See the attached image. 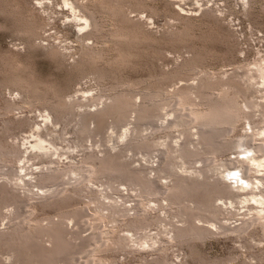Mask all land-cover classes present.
<instances>
[{
    "label": "rangeland",
    "instance_id": "obj_1",
    "mask_svg": "<svg viewBox=\"0 0 264 264\" xmlns=\"http://www.w3.org/2000/svg\"><path fill=\"white\" fill-rule=\"evenodd\" d=\"M79 1L86 2L87 0ZM128 1L131 3L126 2L127 9L126 7L125 9L130 18L127 17L124 21H120L123 20L121 17L117 22L118 28L122 29L121 31L128 37L121 38L122 41L120 40L117 44L109 43L111 41L106 42L102 58L96 61L97 64H93L83 62V50L85 49L82 45H93L94 40L82 38V32L73 22L74 12L67 5L66 0H0V137L2 138L0 139L6 142L8 140V143L13 144L12 147L18 153L11 162H1L6 164L4 170L12 166L16 169L18 176L16 175L17 177L15 176L12 181L16 187L23 186L22 177L26 180L31 179L35 183L39 170H44L47 165L55 166L58 162L57 165L63 167L66 163L68 165L71 162L80 161L85 152L103 157L102 152L105 148L116 153L121 162L143 169V175L157 179L160 183H170L172 178L180 181L183 178L197 177L199 173L193 172L192 168L187 170L186 166L211 169L208 172L210 175L213 174L212 181L221 180V175L215 173L218 170L219 172L223 170L222 172L238 179L239 177L234 175L235 172L241 175L246 173L244 166L249 162L244 159L246 154L253 155L254 149L257 148L255 145L264 146L261 139L264 136H262L264 110L261 106V103H264V78L259 72V69L264 67V0H250V3H247V0ZM175 11L177 13L174 14ZM180 14L188 15L190 19ZM186 19L190 20L189 25L186 24L188 23L185 22ZM180 31L182 33H179ZM194 48L202 51L206 49V52L211 51L207 67L198 66L197 71L206 69L217 73L223 71V76L226 78L228 75H234L245 90L248 102L250 103L251 100L252 103V107L247 108L243 97L241 98L238 94L241 105L251 111V116L239 118L240 120L238 119L232 127L228 124L225 127L222 125L225 129L221 132L228 133L226 139L229 142L224 152H211L212 148L209 145L213 142L198 144V136L195 134L197 125L194 127L193 123L187 126L191 129L190 131L188 129V135L185 132V134L182 133L181 128L170 127L171 130L168 128L172 132L169 133L171 138L167 136V130H157L153 127L155 124L166 126L167 120L174 118L173 110L179 108L174 98L175 89L187 84L197 85V78L201 73L190 69L182 70L181 73L177 71L187 59L193 56ZM101 72L105 73L102 78L99 77ZM165 72L170 73L167 76L175 74L171 76L172 78L167 79L166 76L167 80H163ZM118 90L131 91L132 99L138 103L143 100L145 92L153 93L155 94L154 99L161 104L159 113L154 111L156 114L152 118L139 121L143 134L150 138L151 146L132 148L127 145V137L120 136L137 122L136 114L132 112L128 114L127 119L119 121L121 122H118L119 124L112 123L113 118L109 117L104 127L97 129L98 131L95 129V132L92 130L93 132L90 131L89 134L80 131L84 116L89 111L103 108V103L110 100H107L108 95ZM27 91L31 92L30 95L34 93L37 97V100L33 101L35 104L24 103ZM46 94L50 96L47 97ZM61 95L70 101L78 100L79 104H76L71 111L64 113L62 118L56 119L53 124L49 119L51 117H48L52 108H49L51 106L45 99H54ZM98 95L102 98L98 100L99 104L96 106L94 105L96 101L92 100V97ZM7 102L19 104L17 105L19 109L15 108L16 110L12 113H6L4 107ZM89 124L90 128L95 127L91 120ZM36 131H39L42 141L43 138L46 141L43 143L49 146L46 152L35 151L31 146L34 144ZM245 133L254 138L253 141L250 140L251 143L254 142L250 148L246 144L249 136H242ZM221 134L216 132L215 139H220ZM190 138L195 143L190 146H193L192 148L200 154L193 156L191 163L180 168L175 163L182 166V158L176 157V153L173 154L175 159L172 158V155L170 156L167 152L165 142L172 140L171 142L177 146ZM263 154L264 150L261 152L259 150L255 156L260 158ZM53 159L55 163L52 162ZM169 165L172 167H168ZM61 173H55V175L59 174V177L58 175L57 178L52 177L56 178L54 180L51 178L46 180L48 182L44 181L43 185L48 187L43 189L49 190L50 193L53 190H64L67 187L65 192L58 196L63 198L62 203L60 201L57 206H38L36 210L31 208V205L26 206L20 203L18 207L21 214L17 218L27 221L37 215V218L63 219L68 223L66 226L70 232L67 238L69 244L57 264H154L152 262L160 254L157 250V243L153 247L146 243L138 244L136 235L148 233V238L156 235L159 237L169 232L172 223L179 226L184 225L179 218L171 215L170 210L167 213L166 208L164 211L163 208L156 207L157 212L154 210L152 212L159 213L162 222L151 221L154 224L147 223L149 227L145 225V230L142 228L141 231L138 230V234L132 235V230L128 229L124 218L117 214L116 216L108 215L107 208L101 209L103 214L106 213L104 218V215H99L96 198L108 204L117 203L122 206L124 204L127 208H131L141 199L136 186L133 189V185L128 180L131 185H128V182H124L126 183L124 185L122 182L124 179L121 180L122 184L121 182L116 183L118 179L113 182V185L117 187L109 188L105 182H101L107 176L105 178L99 176L91 179L93 183L86 181L89 184L87 186L85 185L87 179H83V182L76 183L74 185L76 187H72L71 184L63 183V180H67L68 177ZM249 173L252 174L250 184L242 182L240 188L230 187L229 180L224 178L223 187L229 186H225L226 189L223 190L227 191L223 193L225 198L220 199L217 196L215 200L217 205H223L222 200L228 201L230 198L235 200L236 203L230 205L231 210L221 218L231 227L238 226L227 232L207 235V237L193 239L186 243H170L172 245H169L167 252H164L167 264H264V218L252 222L248 204L242 202V200L252 201L255 197L260 198V194L264 193V183H262V188H256L254 178L259 174L256 169ZM5 179L1 178L0 182ZM246 184L249 187H246V192H244ZM32 186L35 192L45 193L36 185ZM94 190L96 194H93ZM146 196L142 198L144 202H149L152 206L157 205L152 196ZM22 210L31 213L28 212L30 214L28 215ZM6 211L10 213L7 209ZM135 211L133 208L130 211L128 209L131 215ZM63 212L68 215L60 217ZM247 214L251 216L250 221L244 223L241 220H249ZM0 220V231H6L7 221L15 219L11 220V216H3ZM43 221L46 220L43 219ZM199 223L212 226L211 223ZM131 235H135V239ZM112 238L120 246H113L115 241ZM42 239L44 244L51 245L47 237ZM107 245L109 246L104 247ZM0 247H2L0 264H14L9 248ZM107 248L111 251H107Z\"/></svg>",
    "mask_w": 264,
    "mask_h": 264
},
{
    "label": "bare ground",
    "instance_id": "obj_2",
    "mask_svg": "<svg viewBox=\"0 0 264 264\" xmlns=\"http://www.w3.org/2000/svg\"><path fill=\"white\" fill-rule=\"evenodd\" d=\"M181 1L182 0H180V2ZM126 2L129 4L131 3L128 0H87L86 2L79 1V0H66L67 5H69L71 7L70 9H72L74 12L73 22L77 26L79 31L82 32L83 34L82 38L84 39L92 38L94 40L93 45H88V46H84L85 44L82 45L84 47L83 49H85L83 50L84 52L83 53L84 55L82 58L83 62L97 64L96 61L99 60L100 57L102 58V55H103L102 51L105 52L104 49H105L106 42L108 43V41H111L109 43L114 42L115 44H117L120 42L121 38L124 39L125 37H128L127 34L122 32L121 31L122 29L120 30L117 26V22H119L118 19L122 17L123 20H120V21H124V19H127V17H129L126 11L127 9V7L125 6ZM138 2L140 3L141 1H138ZM250 2H251L250 0H247V3H250ZM142 6L144 5L142 4ZM175 13L177 12L175 11L174 14ZM183 17L190 19L188 15L183 16ZM185 22H188L186 23L188 25L190 24V20L189 21L187 20ZM31 30L35 31L33 29ZM182 31H180L179 33H182ZM205 50L202 51L199 48L198 49L194 48L192 51L193 56L187 59L185 63H183L184 65L182 67L180 68L178 67L179 70L177 71L180 73L182 72V70L184 71L185 69L187 70L190 69L191 71L193 70L197 71L198 66H202V67L204 66L203 68H206L207 63H208L207 61L209 60L208 58H211L209 56L210 55L209 52L211 51L206 52ZM197 72L201 73V75L197 78L198 79L197 85L187 84V85L181 86L178 89H175L174 98H176V103L179 106V108L173 110L175 113L174 118L168 119L166 126L155 124L153 125V127L156 128L157 130H167L166 131L167 136L169 135L171 138V135L169 133H172V132L169 131L168 128L170 127L181 128L183 129V130L180 129L182 133L185 132L188 135L189 128L187 126L188 125L190 126L193 123L195 125L194 127H196L197 125V132L196 133L194 132L198 136L197 143L199 144V143L213 142V144L211 143L212 145H209L212 148L211 152L213 153L214 151L222 152L226 148L227 144L229 143L228 140L226 139V134L228 133L221 132L223 129H225L223 128V126L225 127V125L228 124L232 127L234 123L236 124L239 118L244 117V116L245 117L251 116V111L246 110L241 105V102L238 99V94H240L241 98L243 97V100L245 101V105L247 108L249 107L251 108L252 103H251V100H250V103L248 102L249 100L245 96V90L240 85L239 81L235 79L236 77L234 75H228L227 76L228 78H226L223 76V73H222L223 71L221 73L220 72L217 73V72H211L208 69L200 70ZM259 72L261 76L264 78V67L263 66L259 69ZM104 74L102 72L99 73V77L101 78L104 77L105 76ZM169 74L165 72L163 74L164 78ZM173 75L171 74L172 77ZM171 76H167L166 78L168 79V77L170 78ZM166 78L165 79L162 78V79L167 80ZM215 90L216 91L218 90L219 92L218 93L214 92ZM28 92L29 91H27V93ZM30 93L25 95V99H24L25 104H29V105L31 103L35 104V102L33 101L37 100V97L35 96V94L32 93L30 95ZM168 94H170V92H168ZM131 95H132L131 91L129 92L126 90H118L115 93L108 95L107 100L109 99L110 100L109 102L105 101L103 103V108H97L95 111H89L84 116L80 131L82 133L84 132L85 134H87L86 132H88L89 134L90 131L91 133L93 132L92 130H94V132H95V129L100 130V128L104 125V123L107 122V119L109 117L113 118L112 119L113 122L111 121L112 123L117 124L119 121L127 119L126 117H129L128 114L129 113L131 114L132 112L136 114L137 122L134 124L133 127L128 128L123 133H121L120 136H123V137L126 136L127 143H128L127 145L132 146V148L133 147L141 148L145 146H151L150 138L149 136H146L143 134L141 122L139 121H141L140 119L152 118L156 114L154 111H157L159 113L161 104H158L157 103L158 101L154 99L155 94L153 93L145 92L144 98L140 103L132 99ZM46 96L49 97L50 95L48 96L46 94ZM100 98H102V96ZM100 98H99V95L94 96V98L92 97V100L96 101L94 105L97 106L99 104L98 100ZM45 100L50 104L51 107L49 108L50 109L52 108L50 114L48 115V117H51L49 119L51 120L52 123L55 122L56 119L62 118V115L68 112V110L71 111L72 108L76 106V104H79L78 100L70 101V100H67V98L62 95L54 99L46 98ZM17 105L19 104L7 102L6 106L4 107L6 110V113H12L13 110L14 111L16 110L15 108L19 109ZM261 106L264 110V103H261ZM89 120H91L95 124V127L93 129L89 127L90 126ZM38 129H40V127ZM190 130L191 129H189V131ZM216 132H220V134L222 133L221 138L218 140L215 139ZM257 133L260 134V132H257ZM263 135H264V130L262 131V136ZM242 136L247 137L249 136V134L245 133ZM1 139H0V179L1 178H6V179L0 182V219L3 218V216H6V217L11 216V220L12 219H15V220L7 221L6 224L8 225H6L5 227H8V229L6 231H0V246H6L7 248H9L13 256V258L12 256L11 258L13 259L14 264H57V262L61 260L60 258L63 252L68 247L69 243H68L67 238L70 232L67 229L66 225L68 223H66L65 220L63 219L57 220L54 218H47V219L43 218L46 220V221H43L42 218H37V215L34 218L29 219L27 221H23L22 219H17L19 214H21L20 208L18 207L20 203L25 204L26 206L31 205V208H35V210H36V207L38 206L49 207V205L57 206V204L60 201L62 203L63 198L58 197V196L62 192H65L64 190L67 187H65L64 190L63 189L53 190L50 193L48 192L49 190L45 191V189H43L44 187L47 186V185H43V182L48 179H51L54 176H56L57 178V175L59 177V174L55 175V173H58V172H62L61 173L62 175H67L68 177L67 180H65L64 177L62 176L64 179L63 183L71 184L72 187L76 185V183L79 184V182L80 183L83 182V179H87L85 180V185L87 186V184L91 181L92 178L94 179V177H99V176L100 177L104 176V178L105 176H107L106 179L105 180L103 179L104 181H101V182L103 183L105 182V184L109 188L117 187L113 185L114 184L113 182L114 181L116 182L118 179L119 180L116 183H120L121 180L124 179V181H122L123 184L124 182L129 181L133 185L132 186L133 189L136 186L135 188L138 190L139 192L138 195H140L141 199L138 200L137 203L134 204L131 208H127L126 206H124V204L123 206L118 205L117 203L108 204V203H105L104 201L103 202L100 201L99 198L98 199L96 198V200H98V204H97L98 207L97 206L96 207L98 209L97 212L99 213V215L101 216L104 215L103 216L104 218L106 213L103 214L101 209L107 208L109 211L108 215L116 216L117 214L119 215V217L124 218L126 221L125 224L128 226V229L132 230L131 231L132 235L138 234L139 233L138 230L140 229L142 230V228H144L145 230V225L149 227L150 225H147V223L149 224L151 221L155 222L158 220V222H155V223H159V221L162 222L161 221L162 218H160L159 213L152 212V210L155 211L157 209L156 207L161 208V209L163 208L164 211L167 209V213H168V210H170L169 212L171 213L172 216L179 218L180 222H184V225L182 226H179L176 223H172L171 224L172 228H170L169 232H166L165 235L163 236L161 235L158 237L156 235V236H152L148 238V233L147 234L139 233L138 235H136V242L138 244L142 245L146 243L148 246L153 247L154 244L157 243L156 244L157 250L160 251V254L162 253L163 254L162 255L159 254V257L156 258L152 262L154 264H167L168 263L167 258L164 256L165 254L164 252L165 251L167 252L168 246L169 245L171 246L172 244L170 243L172 242L177 243V244H181L183 242L186 243L193 239L197 240V238L201 239L202 237L204 238V236L207 237V235L210 236L211 234L227 232V230H232L234 227L238 226L236 225L234 227H231L230 225H227L226 223H224L223 219L221 218L222 216H225L228 211L231 210L230 205L232 203H236L235 200L233 198H230V200L228 201L222 200L223 205H217L215 202L217 196H219L220 199L225 198V195L223 196V193L227 192V191H223L224 189H226L225 186L227 187L236 186L240 188L242 182L248 184L251 181L250 176H252V174H250L249 172L252 173V171H255V169H256V172L259 174L258 176H256V178H254V182H256V188H262L261 187L262 183H264V154L263 156L260 155V158H257L255 156L257 152L259 153V150L260 152L264 150L262 149L264 146L255 145L257 148L256 150L254 149V154L253 155L246 154V156L244 157V159L249 160V162L247 161L248 164L247 165L245 164L246 167L244 166V171L246 168V173L243 172V170H241L243 173H245V175H241V173H236V172L234 173L235 176L239 177L238 179L231 177V175L227 174L226 172H222L223 170L221 172H219L218 170L215 173L221 175V178H220L221 180L219 181V180L214 179L212 181L211 177L213 176V174L210 175L208 172V170L211 171V169L206 168V167H192V166L187 167L186 166L187 170L192 168L193 172L199 173L198 175H200L201 178L195 173V175L197 176L195 178L194 177L189 178V179L183 178L182 180L180 179V181H175L174 178H172V181L170 183H162V182L160 183L158 182L157 179L150 178L147 175H143L144 173L143 169H140L137 167H131L129 166V164L121 162L116 153H113L109 148L107 149L105 148V150L102 152L104 153L103 157H98V155L96 156L94 153H91V152H87V153L85 152L83 158H81L80 161H77V162L70 161L71 162L70 164L66 165L67 164L66 163L63 167H61V165L60 166L57 165L58 162L56 163L55 166L47 165L44 167V170L41 169L39 170L40 171L39 173L37 172L38 175L37 177H35V181H36L35 183H33L31 179L26 180V179H23L22 177L21 181L23 182V186L16 187L15 184L12 182L15 176L17 175L16 169L15 168L13 169L12 168L13 166H12L8 168L7 170H4V167H6V164L4 165V163H2L1 161L11 162L13 157H15V155L18 153H16L15 148L12 147L13 144L12 145L9 144L10 142L8 143V140L6 142L5 140H1ZM247 139L248 140H246L247 141L246 144H248L250 148V146H252V143H254V142L251 143L250 140L253 141L252 139L254 138L252 137V135H250L249 138L247 137ZM261 139H262V142H264V136ZM43 141L46 142L44 138H43ZM43 141H42V138L40 137L39 131H36L34 144L32 145L30 144V145L35 151L42 150L43 152H46L49 146L44 144ZM171 141L172 140L165 142L168 148L167 152L169 153L170 156L172 155V158H174L175 156L182 158V161H181L182 166H180L177 162L176 163L174 162L175 165L180 168H183L185 164L191 163V159L193 156L200 154V152H198L195 148H192L193 146L192 147L190 146L192 144L195 145L194 140L192 138H190L189 140L185 142H181L177 144V146ZM208 149L210 150V148ZM217 152L215 153L217 154ZM174 153H176L175 156L173 155ZM53 160L52 162L55 163L56 161L55 160L53 161ZM168 167H172V166L169 165ZM161 170H164V169H161ZM224 178L226 180H229V183H228L229 186L225 185L223 187L225 183H222L223 182L222 180H224ZM54 179L52 178V180ZM73 180L75 182H72ZM129 182H128V185H131ZM247 184L244 186V192H246V187H249L248 185L250 183L248 185ZM32 185H36V187L41 188V190H44L45 193L40 194V192L39 193L35 192L31 188ZM252 188H255V186H252ZM104 189L106 188L104 187ZM92 190L93 188L90 189L91 192ZM96 193L97 192L94 190L93 194H96ZM146 195L152 196L153 201H155L157 205L152 206L151 204H149V202H144L143 201L144 199L142 200V198H144ZM260 196H261L260 198H256V197L252 198V201L242 200V202H247L248 204V209H249L248 212H250V214L252 215V217L250 216L252 222L260 218H264V215H263L264 214V193L262 192ZM146 197L148 198V196ZM162 200H164L165 202H163ZM60 208L61 207L59 206V209ZM132 208L136 210L133 215H131L128 212V209L130 211V209L132 210ZM6 209L10 211L9 214L7 213V211L5 212ZM25 211L23 212L25 213ZM31 211L33 212V210ZM28 212L30 211H26L27 214ZM66 215H68V213L63 212L60 217H63ZM93 217L92 219H95ZM99 217L98 219H101ZM250 217L248 215L249 220L243 219L241 221H243L244 223L249 222ZM95 221H97V219ZM154 222H151V223L154 224ZM199 222L208 223V224L211 223L212 226L200 224ZM247 224H244V225H247ZM159 235H160V232H159ZM117 236L118 235H116V237ZM134 236L132 237L134 238ZM45 237H47V240L51 243V245H47L42 242L43 240L42 238H45ZM118 238H120V240H123L121 239V237H118ZM114 241H112L114 242L113 246L115 245L118 246L119 243L117 245V241L116 240ZM108 243L110 242L108 241ZM108 246L109 245L104 246V247H108ZM1 248L2 247H0V249ZM107 251H111V250L108 249Z\"/></svg>",
    "mask_w": 264,
    "mask_h": 264
}]
</instances>
